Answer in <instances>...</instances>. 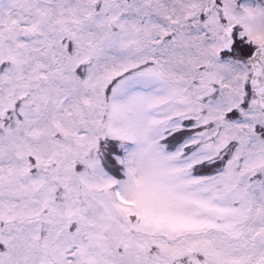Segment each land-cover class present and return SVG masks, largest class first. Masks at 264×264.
Masks as SVG:
<instances>
[{"label":"snow or ice","instance_id":"snow-or-ice-1","mask_svg":"<svg viewBox=\"0 0 264 264\" xmlns=\"http://www.w3.org/2000/svg\"><path fill=\"white\" fill-rule=\"evenodd\" d=\"M0 264H264V0H0Z\"/></svg>","mask_w":264,"mask_h":264}]
</instances>
